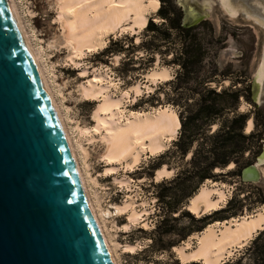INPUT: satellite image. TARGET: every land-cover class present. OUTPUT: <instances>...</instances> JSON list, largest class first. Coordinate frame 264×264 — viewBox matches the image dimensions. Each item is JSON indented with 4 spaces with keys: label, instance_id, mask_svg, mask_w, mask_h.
<instances>
[{
    "label": "rangeland",
    "instance_id": "374dc122",
    "mask_svg": "<svg viewBox=\"0 0 264 264\" xmlns=\"http://www.w3.org/2000/svg\"><path fill=\"white\" fill-rule=\"evenodd\" d=\"M13 1L31 45L39 52V64L46 81H48L47 84L52 91L51 94L52 96L54 95L53 99H55V104L59 109L65 127L68 129L69 137L74 145L76 158L78 157L77 162L79 163V167H81L80 169H82L81 171L86 180L85 184L94 207H96V214L100 220L99 222L101 223L105 238L113 249L116 263L173 264L175 261H178L179 264H182L178 253L173 248H170L169 251H159L153 247L150 238L155 236V233L152 231L159 220V206L155 202L154 196L157 191L155 185L159 179L154 180L152 177H147L145 170L141 169L153 157L170 147L177 133L170 139H163L164 143L166 142L164 146L166 148L161 149L162 151L160 150L158 153L152 154L144 152V155L141 157L142 159L140 158L139 162L134 163L135 165L133 164L130 167L131 169L125 166L127 163L124 164L125 160L110 164L106 162V158L104 157L105 145L99 140L100 137H98L103 131H96V120L94 118V112L101 98L100 96L96 97V99L84 97L81 91L82 88H80L81 85L86 86L88 84L87 81L91 79L94 72L106 74V76L103 75V81L110 83L109 92L116 98L122 96V100H120L121 104L118 106L122 114L154 112L157 109L165 107L174 111L166 103L149 105L148 102H138L137 100L140 95L152 91L157 85L165 81L157 79L155 83H148L149 80L145 74L154 69L160 70L161 68H166L168 69L167 73L169 77H173L176 66L166 64L172 55L171 48L174 45L173 42L169 44L162 43L159 47L160 52H150L148 49L137 46L145 40L147 43L149 35H151L150 32H144L143 28L136 32L129 29H125L124 31L123 29L103 36L105 43L102 46L94 48L95 50L83 48L82 53L76 55L73 53V50L70 51V46L65 42L63 29L58 17L59 7L56 0ZM193 1L195 4L200 2L198 0ZM207 2L206 0L204 3ZM217 2L219 3L218 0ZM158 3L160 4V0H158ZM254 3L264 5V0L248 1L250 5ZM219 6L222 8L220 4ZM212 15L213 21L208 18L201 23L206 26L204 28H210L214 39H218L213 60L216 63L217 73L223 72V74L227 75L225 77L218 76L219 84L226 86L233 83V87L243 89L242 94H245V97L244 95L239 96L238 110L249 112V117L252 120L255 107L249 99V76L252 67L257 63V59L259 61L262 57V48L260 50V46L264 31L241 15L234 20L227 19L226 16H223L218 11L217 5L213 6ZM147 16H149L148 20L156 25L163 21L155 12L149 11ZM260 16L258 15L253 18L258 20L261 18ZM123 36L131 37L132 44L135 45L134 48L128 45V39H126L123 41V47L127 45L124 53L101 52L107 44L119 40ZM163 45L165 47L170 46L168 52H161ZM118 46L119 43L116 42L112 45V49L115 50ZM144 46L146 45L144 44ZM225 49H228V52H225ZM127 54L132 60L125 64L123 60L126 59L124 56ZM115 56L118 57L116 58ZM150 57H152L150 62H144ZM135 84L138 85L139 93L134 91L133 87V89L131 88ZM212 84L214 85V82ZM159 94L162 96V92ZM258 110L263 114L261 109ZM263 125L259 128V131H261ZM251 129H253V122ZM256 154L257 152L253 153L249 162L254 160ZM246 155L245 152L243 156L245 157ZM231 167L228 168L230 169ZM228 168L219 170H221V173H224ZM261 168H264V166ZM153 174L156 175L155 172ZM117 180L120 182L125 180V182L120 183ZM211 182H214V185L216 184L224 190V204L231 196L244 202L240 210H237V214L232 217L239 218L264 210V181L257 183L240 182L238 176L229 177L224 175L220 180ZM205 185H210V183L205 182ZM259 198L263 202L259 201ZM128 201H134L135 203L133 202V204L126 206L122 212L116 209ZM132 208L136 211L143 209L146 212L140 215L136 219L137 221L133 222V220H129ZM250 240L248 239L240 248L236 247L222 261L225 262L237 256L249 244ZM182 241L178 244L181 245ZM189 242V249L196 246V238H190ZM130 244L134 245L135 248L132 252H125L123 245Z\"/></svg>",
    "mask_w": 264,
    "mask_h": 264
},
{
    "label": "water",
    "instance_id": "95a60500",
    "mask_svg": "<svg viewBox=\"0 0 264 264\" xmlns=\"http://www.w3.org/2000/svg\"><path fill=\"white\" fill-rule=\"evenodd\" d=\"M212 1L205 6L170 0L179 9L182 26L213 21L212 8L217 5L227 19L241 15L264 31L242 12L228 17L217 0ZM241 2L256 13L248 0ZM263 44L264 36L260 50ZM257 63L250 71L249 99L264 114V78H256ZM262 166L264 125L259 150L252 162L240 167L238 180L264 181L258 171ZM0 264H113L7 0H0Z\"/></svg>",
    "mask_w": 264,
    "mask_h": 264
},
{
    "label": "trees",
    "instance_id": "16d2710c",
    "mask_svg": "<svg viewBox=\"0 0 264 264\" xmlns=\"http://www.w3.org/2000/svg\"><path fill=\"white\" fill-rule=\"evenodd\" d=\"M156 10V15L163 21L156 25L147 20L143 31L151 35L147 43L145 40L137 46L152 52L159 51L162 43L173 42L172 55L166 64L175 65L176 70L172 78L140 95L137 100L149 105H170L179 122L177 136L170 147L141 168L149 178L163 166L173 169L170 176L161 177L156 182L154 196L159 206V220L152 231L155 236L150 238L155 250L169 251L185 238L184 241L194 233L204 231L207 226L234 218L232 216L240 210L244 202L234 196L220 208L199 216L190 213L186 203L207 180L217 181L224 175L238 176L240 167L249 163L253 153L259 150V128L263 125L264 115L255 108L253 129L244 132L250 117L249 112L238 110V98L241 95L245 97V94H242L243 89L233 87V83L219 84L218 76L227 75L217 73L213 60L218 39L212 37L210 28H204L202 21L192 26H181L168 0H160ZM126 39L134 48L131 37L123 36L107 44L101 52L124 53L127 45L123 47V41ZM116 42L119 46L113 50L112 45ZM169 48L163 45L161 52H168ZM124 57L125 64L132 60L128 54ZM151 58L144 62H150ZM245 152L247 155L244 157ZM230 164H233L232 168L224 173L214 172ZM259 201L263 202L260 198ZM173 264L179 263L175 261ZM183 264L201 263L189 261ZM223 264H264V227L258 230L243 251Z\"/></svg>",
    "mask_w": 264,
    "mask_h": 264
},
{
    "label": "bare ground",
    "instance_id": "6f19581e",
    "mask_svg": "<svg viewBox=\"0 0 264 264\" xmlns=\"http://www.w3.org/2000/svg\"><path fill=\"white\" fill-rule=\"evenodd\" d=\"M7 1L31 60L37 70L39 78L46 90L48 98L53 106L67 140L76 174L95 224L102 236L112 263L117 264L115 261V255H113V249L110 247L103 233L101 223L99 222L100 220L96 214V207H94L85 184L86 180L81 171L82 169H80L81 167H79V163L77 162L78 157L76 158L74 145L69 137V133L67 131L68 129L65 127L63 119L59 113V109L55 104V99H53L54 95L52 96L51 94L52 91L47 84L48 81H46L43 70L39 64V52H37L30 43L14 1ZM56 1L59 7L58 17L63 29L65 42L70 46V51L73 50V53L76 55H80L83 48L93 50L98 46H102L105 43L103 36H107V34L113 33L116 30L124 29L125 31V29H129L134 32L141 30L148 20V12L157 11L156 9L159 5L158 0ZM205 1L206 0H200L201 5L208 6L213 2L212 0H207L208 2L204 3ZM218 1V4H220L223 8V13L225 11L228 17H233L238 12H242L245 17H252L253 20L264 27V5H258L257 3L252 4L251 6L255 12L257 10L260 12L259 13L257 11L256 13H252L248 10V8H246L241 0ZM258 15H261V18L258 20L254 19ZM261 56L262 57L257 64L256 72V78L259 80L264 78V44L262 46ZM167 70L168 69L166 68H161L160 70L154 69L145 74L149 80L148 83H155L157 79L162 81L170 78ZM103 75L104 74L94 72L91 79L87 81L88 84L86 86L81 85L80 88H82V95L84 97H88L89 99H96L98 96L101 98L100 103L94 112V118L96 120V131H103L98 137H100L99 140H101L105 145L104 157L106 158V162L111 164L116 161L125 160L124 164L127 162L125 166L130 168L142 157V155H144V152L149 154L155 152L158 153V151L164 148L166 142L164 143L163 139H170L177 133V129L179 127L178 118L176 113L167 107L157 109L154 112H131L129 115L122 114V111H120L118 107L119 104H121L120 100H122V96L116 98L111 92H109L108 88L110 87V83L103 81L106 74L104 76ZM132 87L134 88V91L138 92V85L135 84L134 86H131V88ZM147 88H149V86H147ZM251 128L252 120L249 118L246 122L245 132H248ZM231 166L233 165L230 164L228 167ZM258 171L260 175L264 176V168L259 167ZM170 172L172 174L171 170H168L165 166H163L155 171L156 175L154 174L153 178L154 180H160L161 177L170 176ZM123 182H125V180H122L120 183ZM206 182H209L210 185H205L204 182L197 193L188 200L186 205L187 210L194 215H202L203 213L205 214L206 212H211L210 210L220 208L225 202L224 190L216 184L214 185V182H211L210 180H207ZM128 202H125L123 206L116 209L118 211L121 210L122 212L126 206L133 204L134 201ZM145 212L146 211L143 209L140 211L133 209L129 214V220H133V222L137 221L136 219ZM263 227L264 210H260L254 214L245 215L243 217L232 218L223 222H215L207 226L204 231L194 233L186 241L182 242L181 245L173 247V250L178 253L179 260L182 264L189 261H197L201 264H222V260L225 256L227 257V255L232 253V250L236 247L240 248V246L245 244L248 239L250 240L254 237L253 235L258 230L260 231ZM192 237L196 238V246L189 249V241ZM123 246L125 252H132L135 248L134 245L131 244Z\"/></svg>",
    "mask_w": 264,
    "mask_h": 264
},
{
    "label": "flooded vegetation",
    "instance_id": "af4514ba",
    "mask_svg": "<svg viewBox=\"0 0 264 264\" xmlns=\"http://www.w3.org/2000/svg\"><path fill=\"white\" fill-rule=\"evenodd\" d=\"M168 2H169V4H170V6L174 9V11L176 12L177 20H178V22H179V24H180V20H179L180 12H179V9L176 8L175 6H173L172 3L170 2V0H168ZM201 21H203V20H201ZM201 21H199L198 23H200ZM198 23H197V24H198ZM194 25H195V24H194ZM181 26H182V25H181ZM189 26H192V25H189Z\"/></svg>",
    "mask_w": 264,
    "mask_h": 264
}]
</instances>
